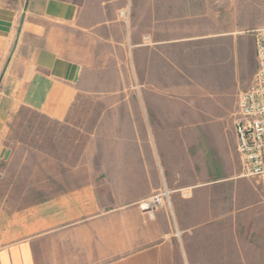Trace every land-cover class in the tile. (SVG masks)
<instances>
[{"label":"crops","instance_id":"0c3cea01","mask_svg":"<svg viewBox=\"0 0 264 264\" xmlns=\"http://www.w3.org/2000/svg\"><path fill=\"white\" fill-rule=\"evenodd\" d=\"M243 6L0 0V164L22 109L70 127L82 102L95 113L75 166L0 201V264H264L263 187L242 176L222 88L231 49L264 28L238 25ZM165 188L170 207L140 210Z\"/></svg>","mask_w":264,"mask_h":264},{"label":"rangeland","instance_id":"374dc122","mask_svg":"<svg viewBox=\"0 0 264 264\" xmlns=\"http://www.w3.org/2000/svg\"><path fill=\"white\" fill-rule=\"evenodd\" d=\"M240 2L244 6L239 9L235 19L241 28L251 29L264 24V0ZM52 28L62 30L58 26ZM254 33L255 31L246 34L241 39L243 46L238 44L230 51L222 78V88L226 93L238 95L240 91L245 90L258 69ZM82 103L85 105L83 111L74 112L75 122L71 127L51 121L28 109H22L13 117L6 142L11 149V158L7 163L0 164L4 171L0 180V201L7 200V206L11 208L29 202L31 185L34 182L46 181L47 171L56 172L62 167L61 163H65L66 168L73 167L79 158L83 157L95 113L92 111L91 103L88 101ZM232 120L234 131V117Z\"/></svg>","mask_w":264,"mask_h":264},{"label":"built area","instance_id":"2783aa9c","mask_svg":"<svg viewBox=\"0 0 264 264\" xmlns=\"http://www.w3.org/2000/svg\"><path fill=\"white\" fill-rule=\"evenodd\" d=\"M119 16L128 22L129 10ZM254 34L258 69L250 85L237 95L234 131L242 176L258 181L264 192V28ZM171 194L165 188L139 203V208L153 218L158 210L171 206Z\"/></svg>","mask_w":264,"mask_h":264}]
</instances>
